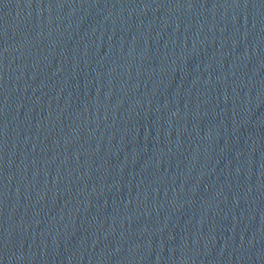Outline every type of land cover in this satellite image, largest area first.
<instances>
[{
	"label": "water",
	"instance_id": "obj_1",
	"mask_svg": "<svg viewBox=\"0 0 264 264\" xmlns=\"http://www.w3.org/2000/svg\"><path fill=\"white\" fill-rule=\"evenodd\" d=\"M0 264H264V0H0Z\"/></svg>",
	"mask_w": 264,
	"mask_h": 264
}]
</instances>
